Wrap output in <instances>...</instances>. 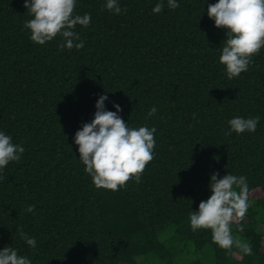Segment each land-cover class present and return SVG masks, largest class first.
Instances as JSON below:
<instances>
[{
  "label": "trees",
  "instance_id": "16d2710c",
  "mask_svg": "<svg viewBox=\"0 0 264 264\" xmlns=\"http://www.w3.org/2000/svg\"><path fill=\"white\" fill-rule=\"evenodd\" d=\"M118 2L127 9L120 14L106 0H77L75 14H91L89 26L75 28L84 47L61 50L60 36L43 45L30 39L24 0H0V131L25 149L0 171V250L14 247L31 264H136L148 255L170 264L157 235L172 225L195 251L209 246L211 264H264V48L229 79L219 61L226 30L207 14L218 0H177L176 9L163 0L159 14L152 9L160 0ZM102 95L130 127L157 130L140 183L117 191L93 184L74 142ZM256 116L255 132L225 135L230 119ZM214 173L247 177L252 207L244 231L232 227L251 256L191 229L189 213L211 195ZM253 192L262 197L252 200Z\"/></svg>",
  "mask_w": 264,
  "mask_h": 264
},
{
  "label": "clouds",
  "instance_id": "9594fccd",
  "mask_svg": "<svg viewBox=\"0 0 264 264\" xmlns=\"http://www.w3.org/2000/svg\"><path fill=\"white\" fill-rule=\"evenodd\" d=\"M76 6L77 0H24V7L32 17L24 23V28L30 30V39L43 45L60 36L63 38V43L58 45L61 50L65 47L69 50L83 48L84 42L75 28L77 25L89 26L91 14H75ZM164 6L163 0H160L153 7V13L159 14ZM167 6L176 9L180 5L177 0H167ZM105 7L116 14L127 10L119 6L118 0H106ZM207 14L217 28L226 30L220 63L225 66L229 79L240 76L253 63L252 57L264 48V0H218L208 5ZM107 99V95L99 97L94 119L75 133L74 142L78 145L79 159L85 166V172L92 177L93 184L97 188L117 191L132 179L140 183L146 166L154 159V134L157 130L146 125L130 127L118 114L122 111L120 105H113L115 112L105 109ZM157 111L153 106L146 119ZM259 120V116L248 119L234 117L228 121L230 131L225 135L255 132ZM24 151L21 144H14L11 136L0 131V171L10 162L19 161ZM218 176L219 173L211 175L209 198L199 203L198 211L189 213L191 229L210 230L213 243L221 249L231 252L236 248L243 255L251 256L250 242L235 235L232 227L235 224V231L243 232L241 222L252 207L247 177L231 173L219 179ZM34 210L35 205L26 209L27 212ZM18 231L27 245L35 249L36 239L29 237L22 228ZM0 264H31V260L18 254L14 247L5 246L0 250Z\"/></svg>",
  "mask_w": 264,
  "mask_h": 264
},
{
  "label": "rangeland",
  "instance_id": "374dc122",
  "mask_svg": "<svg viewBox=\"0 0 264 264\" xmlns=\"http://www.w3.org/2000/svg\"><path fill=\"white\" fill-rule=\"evenodd\" d=\"M261 194L253 192L252 200L261 198ZM175 228L172 225L165 227L157 235V239L165 247L169 257L170 264H189L194 260L200 259L207 264L213 262L212 250L209 246L203 248L201 252H197L191 242H180L175 239ZM136 264H167L165 260L160 259L156 255L140 256L136 258Z\"/></svg>",
  "mask_w": 264,
  "mask_h": 264
}]
</instances>
